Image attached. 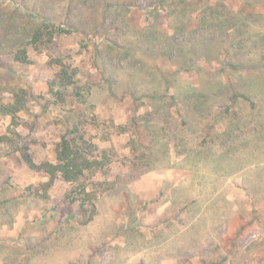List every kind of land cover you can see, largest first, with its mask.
Listing matches in <instances>:
<instances>
[{"label": "rangeland", "instance_id": "374dc122", "mask_svg": "<svg viewBox=\"0 0 264 264\" xmlns=\"http://www.w3.org/2000/svg\"><path fill=\"white\" fill-rule=\"evenodd\" d=\"M67 1L0 0V264H264V0ZM23 19L53 34L18 40ZM215 114L235 138L201 144ZM73 136L93 165L52 178Z\"/></svg>", "mask_w": 264, "mask_h": 264}, {"label": "trees", "instance_id": "16d2710c", "mask_svg": "<svg viewBox=\"0 0 264 264\" xmlns=\"http://www.w3.org/2000/svg\"><path fill=\"white\" fill-rule=\"evenodd\" d=\"M73 1L74 0H68L67 1V4H68L67 7H69V6L72 7ZM18 9L20 10L19 6H18ZM14 10H16V8H14ZM66 11L68 12V10H66ZM10 12L14 13L13 10H10ZM68 18H69V16H68ZM231 19H232V16H229L228 23L231 22ZM45 24H47L45 19L42 22H35V23H31L30 20H28V19H23L22 22L19 24L21 29L17 32L18 40L23 41L26 38L32 37V43L35 46H37V43L39 42L38 40L41 39L45 34H48V35L53 34V32H49L46 29ZM232 24L234 26H236L237 21L235 23L234 19H233ZM48 25H49V23H48ZM50 26H52L53 28H57L58 23L51 22ZM245 26L246 25H244V28L246 30L245 32L250 36V34L248 33V30H247V27H245ZM219 39L222 41V47H221V53H220L221 56L223 55V57H225L227 59H237V57H236L237 53H241L239 51V48H240L239 44L241 42L239 43V40L233 41L232 39H229L228 36H227V40L223 36L220 37ZM111 42L114 43L115 46L117 45L116 39H113ZM242 46H243V44H242ZM105 50L106 49H104V52L106 53ZM108 55H109V53H108ZM113 59H118V58L116 55H113ZM0 68L6 70L9 74H12V72H13L12 66L9 65L8 63H3L2 61H0ZM235 68H237V67H235ZM225 72H226V69H219L216 71H212L211 74L214 76L221 77V75H223ZM226 75L230 76L228 72H226ZM256 77L261 79V78H264V75L259 74L258 76H255L252 78H256ZM67 78H68V75L64 72V67H63V69H61L59 71V74H58V86L62 87V85H63L64 87H66L68 84L66 82ZM165 86H166V88H165L164 92L161 94V98H166L167 96L169 98H171L174 102V106L179 111V109H180L179 98L174 94H172V95L170 94V88H169L168 84H165ZM227 88L233 89V92H232L230 98L233 101L236 100L237 97L239 96V93H237L235 85H232V83H231L228 85ZM80 89L83 90L82 87H80ZM72 95L76 98L77 102L83 106L81 113L85 114L86 113V107L84 105V102L86 103L87 101H84L83 95L81 94V92L79 90H76L74 92L72 91ZM245 99L250 101V99L247 97ZM20 107H21L20 105H13L14 110H18V109H20ZM250 107H251V109L256 108V103L250 101ZM179 113L182 116V113L180 111H179ZM208 114L209 113H207L206 116ZM224 115H225V117L226 116L233 117V118H235L234 120L239 119L237 114L234 112V110L232 109L231 106H228L225 109ZM222 119H223L222 115H216L215 114L214 117L211 118L207 124L203 125V127L201 128V130L198 133V135L200 136V143L201 144H208L210 142H216L220 138H222L221 140H223V141H229V140H232L233 138H235L233 131H231L230 128H227V130L222 131L221 134L218 133V131H216V129H215V122L216 121L215 120H222ZM185 121H186V119H184V122ZM72 133L73 134L79 133L78 123H76V122L73 123ZM77 138L78 137H74V136L72 138H68V137L64 138L63 137L61 142L58 144V147H57V163L52 164L49 162H43V163H41L39 168L46 170V172L49 173V175L52 178H55L60 173L62 175V177L69 182L79 181L80 177L84 174V170L86 168H91L93 165V162L89 161V159L86 158V155H85L86 149L83 146V143H84L83 140L81 138H79V139H77ZM149 142H150V140H149ZM83 192L85 193V198L83 199V201L84 202L87 200L90 201L87 198L91 195H90V193H86V188L83 189ZM76 200H77V198H76ZM84 202L78 204V206H77L78 209L76 211H73L70 203L67 204V206H68L66 208L67 209L66 210L67 216L65 217V221L74 220L79 215L84 214L85 212H83L84 210H82V208L84 206L83 205ZM204 264H218V263L206 261V262H204Z\"/></svg>", "mask_w": 264, "mask_h": 264}]
</instances>
